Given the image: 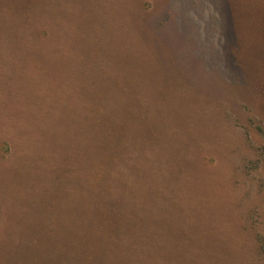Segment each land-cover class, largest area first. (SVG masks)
<instances>
[{"label":"rangeland","instance_id":"1","mask_svg":"<svg viewBox=\"0 0 264 264\" xmlns=\"http://www.w3.org/2000/svg\"><path fill=\"white\" fill-rule=\"evenodd\" d=\"M47 3L44 44L0 34V264H264V0ZM119 77L156 142L86 202L75 129Z\"/></svg>","mask_w":264,"mask_h":264},{"label":"trees","instance_id":"2","mask_svg":"<svg viewBox=\"0 0 264 264\" xmlns=\"http://www.w3.org/2000/svg\"><path fill=\"white\" fill-rule=\"evenodd\" d=\"M47 2L48 0H22L17 11L0 15V34L12 51L16 50V42L19 45H24L27 41L33 45H39L44 44L49 38L51 18L47 15L48 22L47 17L43 18L41 15L42 7L47 9L50 7ZM122 78L119 77L116 82H113L121 87L117 91L110 93L107 87L98 89L99 92L92 97L94 99L93 102H89V107H85L75 129L73 146L78 152L80 161V171L77 169L75 172L80 173V179L84 182L83 192L76 197L82 196V200L86 202L101 198L100 193L103 190L114 189L118 182L114 169L118 163L128 166L130 159L142 162L141 158L150 154L149 149L153 148L156 142L153 126L146 119L144 104H137L138 106L134 107L135 114L129 106L125 104V107L121 103L122 100L125 101L122 95H129L128 91L126 94L122 92L127 90L126 82L123 81L125 77ZM92 81H100V78L96 77L94 80L87 81L86 84L92 86L94 84ZM102 83L99 84L105 85L104 82ZM134 101H130L132 106ZM76 146H78L77 149ZM136 168L139 169V166ZM119 184L123 188L130 187L126 176ZM111 193L113 194L112 191ZM110 214L114 217L108 219L117 217L115 211ZM258 256L264 261L263 242H260Z\"/></svg>","mask_w":264,"mask_h":264}]
</instances>
